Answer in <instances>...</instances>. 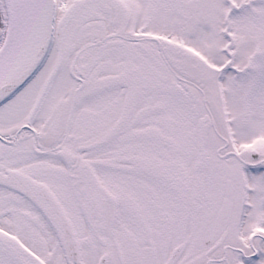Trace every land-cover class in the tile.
Listing matches in <instances>:
<instances>
[{
	"label": "flooded vegetation",
	"instance_id": "obj_1",
	"mask_svg": "<svg viewBox=\"0 0 264 264\" xmlns=\"http://www.w3.org/2000/svg\"><path fill=\"white\" fill-rule=\"evenodd\" d=\"M74 1L55 0L60 15H55L39 75L0 106V229L22 237L46 264H66L59 246L45 248L40 239L54 236L36 205L42 199L48 211L57 202L69 220L83 264H98L102 256L107 264H235V247L220 244L229 230L205 249L200 248L205 230H189V218L193 225L200 207L203 173L194 176L197 188L190 200L188 172L181 162L188 141L165 135L170 123L180 128L182 121L165 117L141 132L140 112L134 114L147 93L168 98L177 92L198 108L202 85L212 71L182 63L194 60L190 53L158 50L147 31L155 23L156 8L175 11L178 25H198L204 12L213 16L212 0H147L144 24L136 31L124 29L122 7L110 0H92L68 13ZM162 43L171 47L167 40ZM115 51L127 57L123 69L110 75L115 78L109 87V79L94 82ZM43 73L47 75L41 79ZM64 79L68 87H59ZM113 88L120 90L118 99L91 105L94 93ZM193 123L197 157L203 112L193 115ZM141 139L148 141L147 148L136 143ZM105 140L103 147L83 150ZM158 146H172L174 155ZM141 150L150 152L149 157L136 155Z\"/></svg>",
	"mask_w": 264,
	"mask_h": 264
},
{
	"label": "rangeland",
	"instance_id": "obj_2",
	"mask_svg": "<svg viewBox=\"0 0 264 264\" xmlns=\"http://www.w3.org/2000/svg\"><path fill=\"white\" fill-rule=\"evenodd\" d=\"M125 1L135 14L132 17V25L139 24L140 18L136 11L141 5V0ZM259 1L216 0L215 6L218 9H213L212 17L210 15L205 16L206 18L208 17V22L213 24L214 27L212 28L211 25H208L209 27L198 25L193 33L187 37H184V28H181L179 33H177L175 28L170 27L171 16L161 13L156 15L153 21L155 25L153 24L150 28L151 30L147 31L154 37H161L163 34L172 35L174 42L180 41V44L208 58L206 61L211 66L218 67L227 62L229 59L227 55H231L234 59L232 63L234 70L228 71L221 82V87L224 90L222 92L223 107L220 105L222 109L217 99H215L214 104L210 101L208 102L209 99L213 100L212 97L209 98V95H212V84L203 86L205 89L204 99L206 98L204 109L205 117L207 118L205 120L204 142L206 145V139H208L210 143L206 149L208 154H205V147L203 146V162L201 163L202 166L200 165L204 176L202 188L198 187L199 196L197 203L200 207L197 214L193 217V230L196 233L203 231L201 223L207 227L213 220L220 190L224 186L225 181L229 179L232 183L234 182L235 188H238V171L240 170L241 162L244 164L260 163V165H264V4L260 6L258 4ZM0 3H2L4 11V19H2L6 26L7 36L8 31L15 25V16L18 15L20 7L22 9L24 6H22L23 2L21 0H12L10 5L12 13L10 15L7 8L8 5L4 1L1 2V0ZM229 6L237 7L240 12L238 11L239 13L235 15L232 22L233 32H230L232 40L227 42L226 36L223 34L225 22L221 23L220 17L227 13ZM11 34L10 36L13 39L14 31ZM226 43L227 47H225ZM124 57L122 53H118L117 56L110 54L109 59L106 61V68L101 71L102 75H106L105 77L107 78L110 75H115L120 68L123 69L121 63L126 59ZM182 63L189 68H193V65L187 61ZM246 65L248 66L245 67ZM235 69L240 71L238 75H235ZM176 72H179L178 69ZM46 75L47 73H43L41 79H44ZM65 81L66 79H64V82H60L59 87H66L67 83ZM118 96L119 93H116L113 96L109 95V97L101 99L110 101L117 99ZM161 100L155 94L154 97H144L138 102L135 114L140 110V130L153 128L154 121H160L163 117H173L181 120L180 128L176 127L175 124L169 125L165 135L173 138L179 135L181 139L189 141L188 146H185L187 153L181 156V162L191 173L194 166V145L192 143L195 134L192 122L193 109L185 99L178 96L165 103L166 106H163L164 110L162 111L161 106L154 105L155 103H160ZM91 103L94 104L95 102L91 100ZM223 108L225 112L222 115L220 109L223 110ZM156 110L157 112L154 113ZM223 118L225 123H223ZM182 133H187V135H181ZM226 133L230 136L229 142L226 139ZM137 143L140 144L141 149H145L149 144L147 141L141 140ZM127 144L126 142L125 145ZM172 146L158 147L162 148L167 156H173ZM110 147H116V145ZM251 150H256L259 153L258 159L251 160L249 154ZM135 153L145 157L150 155V152L143 150L135 151ZM155 157L165 158L161 154L155 155ZM189 176L188 173V185L192 186ZM247 177L248 184L246 186H249L248 207L245 209L246 215L241 223L237 222L236 217V227L238 228L236 238L240 239L246 248L251 247L254 243L259 250L260 256L256 260H251V262L243 260L242 256L238 254H232V257L237 264H264V169L257 172L251 169L248 171ZM193 185L197 184L194 182ZM189 192H191L190 188ZM3 224L0 223V226ZM188 224L191 231V218H189ZM255 234L257 235L254 238L252 235ZM42 244L45 248L52 249L54 237L50 234L42 236Z\"/></svg>",
	"mask_w": 264,
	"mask_h": 264
},
{
	"label": "water",
	"instance_id": "obj_3",
	"mask_svg": "<svg viewBox=\"0 0 264 264\" xmlns=\"http://www.w3.org/2000/svg\"><path fill=\"white\" fill-rule=\"evenodd\" d=\"M43 2L47 3L46 0ZM43 42V38H42ZM43 45H40L38 54L42 53ZM46 52V51H45ZM42 56H36L33 63L27 69L28 71H23L15 75L10 79L6 84L0 86V103L11 96L16 90L22 87L29 78L33 76L36 70L39 67V64L42 61ZM252 157L256 158L257 154L252 151ZM232 189L227 182V187L225 191L226 197L223 199L220 210L217 213L216 220L214 225L207 236V238L202 243V246H208L212 244L219 234L224 230L229 221V216L231 212V202L228 196L231 194ZM240 201V206H241ZM61 218H51L52 226L56 230V235L59 240V243L65 252V257L67 264H74L78 262V243L75 238V235L71 231L69 223L62 216ZM0 256L5 258L7 261H10L13 264H43L38 260L34 255H32L24 246H22L19 241L0 231Z\"/></svg>",
	"mask_w": 264,
	"mask_h": 264
},
{
	"label": "bare ground",
	"instance_id": "obj_4",
	"mask_svg": "<svg viewBox=\"0 0 264 264\" xmlns=\"http://www.w3.org/2000/svg\"><path fill=\"white\" fill-rule=\"evenodd\" d=\"M21 1L24 8L20 7L18 15L15 16V25L8 31L0 49V85L24 66L39 40L42 23L41 2L40 0ZM12 31H14L13 39L10 36ZM0 264L13 263L0 258Z\"/></svg>",
	"mask_w": 264,
	"mask_h": 264
},
{
	"label": "trees",
	"instance_id": "obj_5",
	"mask_svg": "<svg viewBox=\"0 0 264 264\" xmlns=\"http://www.w3.org/2000/svg\"><path fill=\"white\" fill-rule=\"evenodd\" d=\"M0 30H1V26H0ZM1 32V31H0Z\"/></svg>",
	"mask_w": 264,
	"mask_h": 264
}]
</instances>
